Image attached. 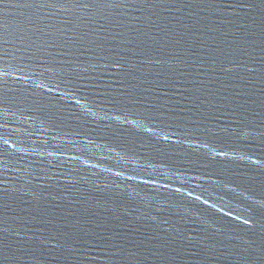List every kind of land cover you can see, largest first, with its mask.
Instances as JSON below:
<instances>
[{"label":"water","instance_id":"obj_1","mask_svg":"<svg viewBox=\"0 0 264 264\" xmlns=\"http://www.w3.org/2000/svg\"><path fill=\"white\" fill-rule=\"evenodd\" d=\"M42 264H264V151L133 209Z\"/></svg>","mask_w":264,"mask_h":264}]
</instances>
